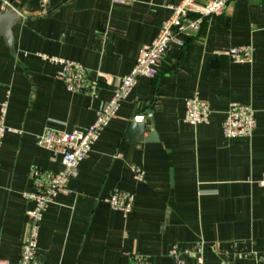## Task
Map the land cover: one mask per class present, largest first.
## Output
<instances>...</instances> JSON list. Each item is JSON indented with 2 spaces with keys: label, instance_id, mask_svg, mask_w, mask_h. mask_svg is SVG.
Here are the masks:
<instances>
[{
  "label": "crops",
  "instance_id": "1",
  "mask_svg": "<svg viewBox=\"0 0 264 264\" xmlns=\"http://www.w3.org/2000/svg\"><path fill=\"white\" fill-rule=\"evenodd\" d=\"M180 0H0V13L21 14L10 46L0 36V113L7 101L9 131L0 150V257L18 264L35 202L30 170L57 172L61 156L38 144L47 129L85 130L102 101L112 97L135 65L141 47L158 34ZM9 3V5L6 4ZM171 44L154 76H141L40 225L41 264H172L168 251L203 247L207 264H264V0H228L197 32ZM251 45L253 61L236 63L228 51ZM85 68L87 88L69 91L61 66ZM198 94L211 108L208 123L185 120L186 101ZM231 102L251 105L256 128L226 138ZM151 116L144 138L131 123ZM145 171L135 178L133 166ZM135 195L128 215L107 198ZM186 264L194 259L184 256Z\"/></svg>",
  "mask_w": 264,
  "mask_h": 264
},
{
  "label": "built area",
  "instance_id": "2",
  "mask_svg": "<svg viewBox=\"0 0 264 264\" xmlns=\"http://www.w3.org/2000/svg\"><path fill=\"white\" fill-rule=\"evenodd\" d=\"M113 1L120 4L128 2V0ZM6 4L9 5L8 2ZM227 4L228 0H180L178 4L170 5V16L163 22L154 39L141 47L134 67L121 78L112 97L100 103L93 124L85 130L47 129L38 137L40 146L61 156L62 169L53 172L33 167L30 170L33 189L26 192L25 195L32 199L35 205L28 212L30 228L22 244L18 264H41L38 254V238L40 225L48 205L59 195L70 194L68 184L72 178L78 175L80 163L89 156L93 145L112 119L116 117L121 102L128 97L139 77L154 76L156 68L162 62L171 44L177 43L184 46L182 37L197 32L206 17L223 14ZM228 54L236 63L253 61L251 45L234 46L228 51ZM44 58L61 66L58 71V78L63 81L69 91L80 92L87 88L85 68L82 64L57 56L44 55ZM7 108L8 103L4 101L0 113V150L6 134L14 130L6 124ZM150 116L151 114H138L134 117V121L147 122ZM210 118L211 108L206 100L198 94L188 98L186 101V122L196 126L208 123ZM255 128L256 112L254 108L248 104L231 102L222 123L223 135L229 139L249 136ZM132 170L136 179H144L145 171L141 166H133ZM261 185L264 187V180L261 181ZM107 202L112 209L128 215L133 210L135 195L128 191L115 190L107 198ZM168 254L173 259L172 264H186L184 258L186 255L193 258L195 264H207L201 244L183 250L174 244L169 249ZM134 259L133 264H150L141 256ZM0 264H11V262L0 257ZM220 264H228V262L222 261Z\"/></svg>",
  "mask_w": 264,
  "mask_h": 264
},
{
  "label": "water",
  "instance_id": "3",
  "mask_svg": "<svg viewBox=\"0 0 264 264\" xmlns=\"http://www.w3.org/2000/svg\"><path fill=\"white\" fill-rule=\"evenodd\" d=\"M21 20V14L14 8H9L4 12L0 13V36H3L7 43L12 46L13 40V33L12 28L13 26ZM152 134L148 138H144L145 131L149 130L146 127L145 122H137L133 121L130 126V132L132 133V137H139L134 138L135 141H149L156 138L157 134L154 132V126H151Z\"/></svg>",
  "mask_w": 264,
  "mask_h": 264
}]
</instances>
